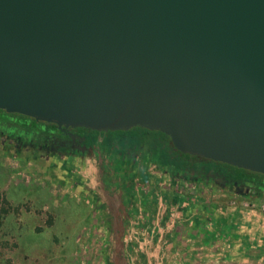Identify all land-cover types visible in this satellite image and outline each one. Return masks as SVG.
I'll return each instance as SVG.
<instances>
[{
  "label": "water",
  "instance_id": "95a60500",
  "mask_svg": "<svg viewBox=\"0 0 264 264\" xmlns=\"http://www.w3.org/2000/svg\"><path fill=\"white\" fill-rule=\"evenodd\" d=\"M0 109L264 174V0H0Z\"/></svg>",
  "mask_w": 264,
  "mask_h": 264
},
{
  "label": "rangeland",
  "instance_id": "374dc122",
  "mask_svg": "<svg viewBox=\"0 0 264 264\" xmlns=\"http://www.w3.org/2000/svg\"><path fill=\"white\" fill-rule=\"evenodd\" d=\"M27 151L0 138V264H264V202L245 192L141 153L50 165Z\"/></svg>",
  "mask_w": 264,
  "mask_h": 264
},
{
  "label": "flooded vegetation",
  "instance_id": "af4514ba",
  "mask_svg": "<svg viewBox=\"0 0 264 264\" xmlns=\"http://www.w3.org/2000/svg\"><path fill=\"white\" fill-rule=\"evenodd\" d=\"M1 111L7 112L9 115V119L0 120V138L1 139H10V141H14L17 144V147L23 149L28 148L29 154L33 157H41L49 159L52 161L50 165L55 164V160H60L61 158H70L71 155H79L86 152H93L97 154L98 159H111L116 161H128L134 162L138 161L137 153L143 154V152L131 151L128 150L124 155L119 152H111L106 153L101 151V138L97 140H92L90 143L87 141V133H82L80 131L81 128L86 127H66L60 126L57 123L47 122L43 120H38L34 117L27 116L21 113L9 112L5 109H0ZM17 115L30 117L26 123H23L19 120ZM36 120L35 125L32 124L33 119ZM42 122V126H38V123ZM50 125H54L53 128H46ZM89 129V128H88ZM100 132V131H99ZM100 133H108L103 131ZM147 138H156L155 136H147ZM144 155V154H143ZM145 157V156H144ZM163 165V164H162ZM165 172L169 175H177V176H185L187 179H203L209 181H215L216 183L222 184L223 186L229 185L233 192L242 191L245 192L246 195L252 196L257 202H264V185H258V183H247L241 181L242 183L233 182L231 180H225L223 178L218 177V175L213 173L208 174H196L194 171H184V170H176L172 165H165ZM248 170V169H247ZM249 172H254L248 170ZM69 171H67L68 173ZM261 175L263 173L255 172ZM33 184V183H32ZM230 190V189H229Z\"/></svg>",
  "mask_w": 264,
  "mask_h": 264
},
{
  "label": "trees",
  "instance_id": "16d2710c",
  "mask_svg": "<svg viewBox=\"0 0 264 264\" xmlns=\"http://www.w3.org/2000/svg\"><path fill=\"white\" fill-rule=\"evenodd\" d=\"M9 113L0 110V120L9 119ZM19 120L26 123L30 117L17 115ZM33 119V118H32ZM35 125L36 120H31ZM42 122L38 126H42ZM50 125L46 128H53ZM82 133H87V141L101 138V151L109 153L111 150L125 154L128 150L141 151L149 160L157 158L164 166L172 165L176 170L194 171L196 174L213 173L225 180L245 184L258 183L264 185V175L249 172L245 168L237 167L228 163L215 161L204 158L199 155H192L178 150L169 135L162 131L150 130L142 126H135L129 130L108 131V133H100L98 130L81 128ZM155 136L156 138H147V136Z\"/></svg>",
  "mask_w": 264,
  "mask_h": 264
},
{
  "label": "crops",
  "instance_id": "0c3cea01",
  "mask_svg": "<svg viewBox=\"0 0 264 264\" xmlns=\"http://www.w3.org/2000/svg\"><path fill=\"white\" fill-rule=\"evenodd\" d=\"M118 174H119V172H118ZM112 207H113V206H112ZM128 212H129V219L127 220V222H126V221H123L124 224H125V226H126L128 223H133V221H132V219H131L132 215H130L131 210L129 209ZM115 213H117V212L115 211ZM125 217H126V215H121V218H122L123 220H124ZM133 219H134V218H133ZM140 221H141V220H140ZM140 221L138 220V224H136V226L139 227V228H141L142 230H144L143 228H144L145 224H144V223H143V224H140ZM146 222H147V221H146ZM125 226H124V227H125ZM160 231H161V229H160ZM122 235H123V234H122ZM122 235H121V239H122V237H123ZM167 235H168V233H167ZM160 238H161V237H160ZM164 239H165V238H164ZM229 239H230V237H229ZM248 239H249V237H244V241H245V240H248ZM228 242H229V241H228ZM157 246H158V251L161 252V249H162V248L159 247V246H160L159 244H158ZM230 246H231V243L229 242V243L227 244L226 247L229 248ZM230 252H232V251L230 250ZM233 253H236V252H233ZM261 253H262V251H260V253H258V254H261ZM213 254H214V253H213ZM238 254H240V255L242 254V255H243V254H244L243 250H242V251L239 250V251H238ZM229 255H230V253H229ZM256 259H259V258H256ZM147 261H148V262H149V261H153V262H152L153 264H162L163 259L160 258L159 256H157V258H152V259H151V257H150V258H148ZM147 261H146V262H147Z\"/></svg>",
  "mask_w": 264,
  "mask_h": 264
}]
</instances>
